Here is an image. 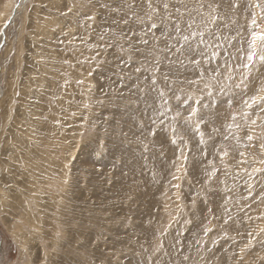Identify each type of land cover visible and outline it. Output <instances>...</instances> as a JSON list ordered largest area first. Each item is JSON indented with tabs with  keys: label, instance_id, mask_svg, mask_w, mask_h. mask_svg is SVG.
Masks as SVG:
<instances>
[{
	"label": "rangeland",
	"instance_id": "obj_1",
	"mask_svg": "<svg viewBox=\"0 0 264 264\" xmlns=\"http://www.w3.org/2000/svg\"><path fill=\"white\" fill-rule=\"evenodd\" d=\"M254 33L264 0H0V264H264Z\"/></svg>",
	"mask_w": 264,
	"mask_h": 264
},
{
	"label": "snow or ice",
	"instance_id": "obj_2",
	"mask_svg": "<svg viewBox=\"0 0 264 264\" xmlns=\"http://www.w3.org/2000/svg\"><path fill=\"white\" fill-rule=\"evenodd\" d=\"M148 5L151 8V0H148ZM164 7H165V9H167L168 5L165 4ZM148 19L151 20L152 16L149 15ZM253 24H255V20H253ZM188 26L191 27V25H188ZM5 27H7V25H5ZM156 27H157V25L155 23H153L150 26L151 29H155ZM175 30L177 32H181L182 31L180 26H179V24L175 25ZM200 35L203 36L202 33H200ZM257 35L259 36V39L262 42H264V33H261V34H255L254 33L253 34L251 49H250V51H249V53L247 54V57H246L248 63L243 65L244 68L249 70V73H250L251 68H252L253 64L255 63V59L257 58V55H258L257 52L255 51ZM195 36H196V33H192L191 35H184L182 37V42L181 41H177V45H176L177 52H180L181 49L184 47V45L187 44L189 42V40L194 38ZM143 43L147 44L148 41L145 40V41H143ZM258 58H259V60L261 62H264V49L261 50ZM226 67H227V65H226ZM137 70L139 71V69H137ZM216 75H221V73L217 72ZM201 79H203V74L201 75ZM229 79H231V77H229ZM245 80H246V77L244 79H242L239 84H236L235 87L236 88H241L242 90L246 89L247 88V84L245 83ZM230 87H231L230 85H222L221 88L219 89V92L221 94L227 95V92L230 90ZM206 97H207V99L209 101H212L214 99V93L212 91H209V92L206 93ZM203 99H204L203 96L199 97V98H196L195 104L197 105V107H192L191 108V110L189 112V119H191L192 116L197 114L199 107H209V106H211L210 104L202 103ZM260 100L262 102H264V97H261ZM256 102H257V97H252L251 98V103H249L248 100L244 101V103L246 105H248L249 107H251V104H254ZM226 103L231 105V100L226 101ZM253 123H255V121H253ZM197 128H199V122L197 123ZM172 131H173V135L175 136L176 135L175 129H173ZM153 135H155V133H153ZM248 138L251 139V137H248ZM173 142H175V140ZM214 174L215 173L213 172V175ZM177 187H178V185H177Z\"/></svg>",
	"mask_w": 264,
	"mask_h": 264
},
{
	"label": "bare ground",
	"instance_id": "obj_3",
	"mask_svg": "<svg viewBox=\"0 0 264 264\" xmlns=\"http://www.w3.org/2000/svg\"><path fill=\"white\" fill-rule=\"evenodd\" d=\"M14 11H15V10H14ZM16 11H17V10H16ZM16 11H15L14 13H17ZM14 13H13V14H14ZM11 18H12V17H11ZM11 18L7 19V22H6L7 25L9 24ZM6 24H5V25H6ZM5 25H4L3 28H2V33H3L2 36H4V29L6 28ZM1 40H2V39H1V36H0V42H1Z\"/></svg>",
	"mask_w": 264,
	"mask_h": 264
},
{
	"label": "water",
	"instance_id": "obj_4",
	"mask_svg": "<svg viewBox=\"0 0 264 264\" xmlns=\"http://www.w3.org/2000/svg\"><path fill=\"white\" fill-rule=\"evenodd\" d=\"M7 25V24H6Z\"/></svg>",
	"mask_w": 264,
	"mask_h": 264
}]
</instances>
